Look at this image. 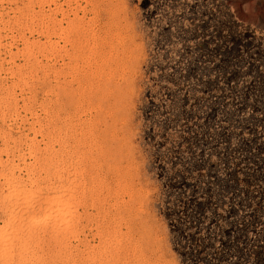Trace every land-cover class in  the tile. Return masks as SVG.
<instances>
[{"label": "rangeland", "instance_id": "rangeland-1", "mask_svg": "<svg viewBox=\"0 0 264 264\" xmlns=\"http://www.w3.org/2000/svg\"><path fill=\"white\" fill-rule=\"evenodd\" d=\"M53 20L81 26L89 43L126 34L117 195L101 172L80 189L65 181L87 167L77 122L96 110H69L71 133L52 134ZM54 188L75 199L50 203ZM35 213L49 214L38 230L23 218ZM0 229V264H264V0H0Z\"/></svg>", "mask_w": 264, "mask_h": 264}, {"label": "bare ground", "instance_id": "bare-ground-1", "mask_svg": "<svg viewBox=\"0 0 264 264\" xmlns=\"http://www.w3.org/2000/svg\"><path fill=\"white\" fill-rule=\"evenodd\" d=\"M63 11V10H62ZM71 12V11H70ZM76 13V12H75ZM77 14V13H76ZM62 15V14H61ZM74 15V14H73ZM78 16V15H77ZM58 17V16H57ZM56 17V18H57ZM65 17V16H64ZM74 17V16H73ZM68 19V17L66 18V20ZM69 19H72V18H70L69 17ZM79 19V18H78ZM57 20V19H56ZM73 20V19H72ZM75 20V19H74ZM74 20L72 21L73 22V24H74ZM80 20H81V18H80ZM54 21V20H53ZM64 20L62 19V21H61V19H60V22H63ZM78 21V20H77ZM84 21V20H83ZM60 22H58L57 21V23H60ZM79 22V21H78ZM85 22V21H84ZM53 23V24H52ZM51 24H52V28H51V33H50V40L49 41H51L50 42V45L51 44H54L53 43V39H55V38H58L59 39V41L60 42H62V44L61 45H59L60 46V48H59V52L58 51H56V48H54V47H56V46H54V45H52V48H54L52 51H56V53H54L55 55L56 54H60V64H59V66L56 68V66H55V64H54V66H52V73H53V82L52 81H50V82H52L51 84V86L53 87H51L52 89H54V87H56V88H59V90L58 91H60V93L59 92H57L56 93V91H54V93L55 94H57L58 95V97L56 96L54 99H55V101L53 102L52 101V103H53V106H52V108H51V111H53V113H54V116L56 115L55 113H58V114H60V119H58V120H60V124H57V121L56 122H54L53 121V123H52V126H53V135H58V134H55V133H59V134H61V133H64L65 131H63V130H66V131H68L67 129H69L68 127L66 128V129H64L63 127H65L66 125V123H70L71 124V121L69 120L72 116H73V114H75L76 112H79V114H77V116L78 115H80L81 114V112L79 111V110H88V111H91V109H94L95 108V110H96V116H95V118H93L94 117V115L92 114V117L90 116V117H87V118H85V116L83 115L84 113H85V111L84 112H82V115L84 116V118H81V116H78L77 118L79 119V117L82 119V120H80L79 119V122H77V125H79V132H78V130L76 131V132H78L79 134V136H77V134L74 132V134H73V136L75 135L76 137H77V141L76 140H74V146L75 145H77L78 146V149H79V151H81V153L80 152H77V153H74L75 154V157H76V155H78V153H80V155H78L76 158H80V157H84L83 159H84V161L85 160H88V162H87V164H86V166L87 167H85V166H83V168H81V166H80V168H81V172L79 171L80 169L78 168V170L77 169H74L71 173H72V176L71 175H66L67 177H70L71 176V178L69 179V180H65V181H67L66 183L68 184V186L71 184V186H72V184L74 185V184H76L77 183V185H75V186H78V183H82V182H84L85 181V178H88V176L92 179V178H94L95 180L98 178H95L94 177V175H96L97 176V173L98 172H101L102 174H100L101 176L103 175V179H104V181L105 182H103V183H106L107 184V186L108 187H106V188H108L109 189V191H110V189H112L111 187H110V182H115V180H117V181H121V180H118V179H120V177H121V174L122 175H127L128 173H125V174H123V173H121V171L123 170V168H122V170L120 171V166H122V165H119V161H122V159H123V155L125 154V148H124V144H125V142L123 141V139L125 140L126 139V137L124 138V136H122V135H125V134H122L123 132L120 130V128L118 127V124H120L121 122L119 121V123L117 122V111H118V109L120 108L119 107V103L122 105V103H121V96L122 95H120V94H122V92H121V90L118 88L119 86L117 85V80H118V77H119V75H120V73L123 71L122 70V68H123V65H124V59H127V58H125L126 57V55L125 54H127V56L128 55H130L131 56V54H129L128 53V51L126 52V50L128 49L126 46L128 45V43H127V45L125 46V42H123V37L126 35H124V33L123 34H121L120 33V31H114V32H110V33H107V31H106V33H104V34H101V35H98V34H96L98 37V42H96V40L95 41H93L92 43L94 44V45H92V43H89V39L90 38H88L87 37V33L85 32V31H83L82 30V28H81V26H80V28L78 27H76V26H74V25H72V23H71V21H70V23H69V21H66L65 23V25H63L62 23H60V24H58L57 25V23H56V25H54V23H55V21L54 22H52ZM77 23V22H76ZM116 23V22H115ZM77 25H78V23H77ZM80 25V24H79ZM82 25V24H81ZM83 25H85V24H83ZM82 25V26H83ZM87 25V24H86ZM110 25V24H109ZM49 26V27H50ZM99 26V25H98ZM106 27V26H105ZM87 28H89V27H87ZM98 28V27H97ZM96 28V29H97ZM101 28V27H100ZM113 28V27H112ZM120 28H122V27H120ZM84 29V28H83ZM95 29V30H96ZM85 30V29H84ZM99 30H101V29H98V31ZM103 30V29H102ZM102 30H101V32H102ZM108 30V29H107ZM109 30H110V28H109ZM128 30H129V28H128ZM127 30V31H128ZM89 31V30H88ZM92 31V30H91ZM104 31V30H103ZM104 31V32H105ZM113 31V30H112ZM90 32V31H89ZM94 32V31H93ZM97 32V31H96ZM100 32V31H99ZM86 33V34H85ZM89 34V33H88ZM124 35V36H123ZM133 35V34H132ZM131 35V36H132ZM95 35H93V36H90L91 37V39H92V37H94ZM130 36V37H131ZM95 38V37H94ZM132 38V37H131ZM90 39V40H91ZM57 40V39H56ZM93 40V39H92ZM129 42V41H128ZM58 43V42H57ZM89 44H91V47H89ZM134 44V43H133ZM55 45H56V43H55ZM136 45V44H135ZM138 45V44H137ZM54 46V47H53ZM58 46V47H59ZM129 47V46H128ZM138 47V46H137ZM130 48V47H129ZM140 49V48H139ZM58 50V49H57ZM130 50V52L132 51L131 50V48L129 49ZM50 52H51V50H49ZM58 52V53H57ZM126 52V53H125ZM132 53V52H131ZM52 54H53V52H52ZM125 55V56H124ZM58 57V56H57ZM134 57H136V56H134ZM55 58V57H54ZM57 59V60H58ZM130 58L128 57V60H129ZM128 60H127V62H128ZM57 62V61H56ZM126 62V63H127ZM125 63V64H126ZM52 64V63H51ZM50 64V65H51ZM57 65V64H56ZM126 67V66H125ZM137 68V67H136ZM122 70V71H121ZM130 71V70H129ZM132 71V70H131ZM136 72V71H135ZM138 72V71H137ZM51 73V74H52ZM127 74V73H126ZM125 74V75H126ZM129 76H130V73H129ZM137 76V75H136ZM135 77V76H134ZM134 79V78H133ZM133 79H131V80H133ZM50 80V79H49ZM94 82H93V81ZM122 82V81H121ZM132 82V81H131ZM50 85V84H49ZM126 85V84H125ZM129 85V84H128ZM58 86V87H57ZM50 87V86H49ZM121 87V86H120ZM55 88V89H56ZM122 88V87H121ZM131 88V87H130ZM51 89V90H52ZM127 89V88H126ZM50 90V89H49ZM57 90V89H56ZM129 90H132V89H129ZM91 91H93V94L95 93V95H93V97H88V96H86V94L88 95V93H89V95H90V93H91ZM95 91V92H94ZM50 92V91H49ZM53 93V94H54ZM52 94V95H53ZM54 94V95H55ZM51 95V94H50ZM123 97V96H122ZM125 97V96H124ZM58 98V99H57ZM95 98V99H94ZM93 99L94 100H96V101H94L93 102ZM121 99V100H120ZM94 103V104H93ZM51 104V103H50ZM120 105V106H121ZM95 106V107H94ZM123 107V106H122ZM121 107V108H122ZM120 108V109H121ZM71 109H73V110H78V111H76V112H73V114H69L68 113V111L69 110H71ZM119 109V110H120ZM50 111V110H49ZM71 112V111H70ZM119 113H122V110H121V112L120 111H118ZM67 113L69 114V116L71 115V117L70 118H66L67 117ZM89 113V112H88ZM87 113V114H88ZM94 113H95V111H94ZM118 113V117H119V119H121V117L119 116L120 114ZM50 114V113H49ZM86 114V115H87ZM75 116V115H74ZM122 116V115H121ZM57 116H55V118L54 119H56L57 120V118H56ZM73 118V117H72ZM51 119V118H50ZM54 119H52V120H54ZM74 119V118H73ZM76 119V118H75ZM77 119V120H78ZM67 120H69L68 122H66ZM76 120V121H77ZM123 120V119H122ZM124 121V120H123ZM127 121V120H126ZM69 123H68V125H69ZM73 123V122H72ZM118 123V124H117ZM73 124H75V123H73ZM122 124V123H121ZM50 125V124H49ZM67 125V126H68ZM76 124L75 125H73V126H77ZM124 125V124H123ZM122 125V126H123ZM51 127V126H50ZM78 127V126H77ZM76 127V128H77ZM120 127H121V125H120ZM52 128V127H51ZM71 128H72V126H71ZM70 128V129H71ZM125 128V127H124ZM73 129H74V127H73ZM122 129V128H121ZM123 130V129H122ZM51 131V130H50ZM71 131H73V130H71ZM52 132V131H51ZM68 132H70V131H68ZM131 132V131H130ZM66 133V136L65 137H67V132H65ZM71 133V132H70ZM48 134H49V132H48ZM53 135H51V137H53ZM62 135V134H61ZM64 136V135H63ZM70 136H72V134L70 135ZM73 136H72V138H73ZM62 137V136H61ZM64 137V138H65ZM56 138H58V137H56L55 136V139ZM131 137H129L128 139H130ZM55 139H54V137H53V140L55 141ZM67 139H69V137L68 138H65V140H67ZM74 139V138H73ZM72 139V140H73ZM52 140V139H51ZM50 140V141H51ZM58 140V139H57ZM63 141H64V139H62ZM69 141V140H68ZM75 141L77 142V144H75ZM126 141V140H125ZM55 142H58V141H55ZM55 142H54V144H55ZM60 142H62L61 140L59 141V143ZM69 142H71L70 143V145L71 144H73L72 142L73 141H69ZM68 142V143H69ZM123 142H124V144H123ZM128 142H129V140H128ZM52 143V142H51ZM50 143V144H51ZM58 143V144H59ZM64 143L65 142H63V145H64ZM61 145V144H60ZM65 145H66V143H65ZM50 146V145H49ZM71 146H73V145H71ZM77 146H75V147H77ZM54 147V146H53ZM65 147H67V145L66 146H62V148H65ZM75 147H73V148H75ZM56 148V147H55ZM61 148V147H60ZM72 147H70L69 148V146L66 148V149H71ZM50 149V148H49ZM78 149H76L77 151H78ZM56 149H54L53 151H55ZM60 150V149H59ZM58 150V151H59ZM64 150V149H63ZM63 150H61V151H63ZM73 150V149H72ZM76 150H73V151H76ZM129 150V149H128ZM52 151V150H51ZM61 151H60V153H61ZM69 152H70V150H68ZM49 152H50V150H49ZM57 152V151H56ZM64 153H67V150H66V152H65V150L63 151ZM131 152V151H130ZM127 153V152H126ZM53 154H55V152L53 153ZM58 154V157H59V153H57ZM57 154H56V156H57ZM73 153H72V158H73V155H74ZM129 153H127L126 155H128ZM51 155V154H50ZM64 156V155H63ZM67 156H68V154H67ZM67 156H64L65 158L67 157ZM70 156V155H69ZM68 156V157H69ZM85 156L87 157V159L85 158ZM51 157L52 156H49V158H50V160H51ZM60 157H62V153H61V155H60ZM75 157H74V160H75ZM71 158V157H70ZM71 158V159H72ZM81 158V159H82ZM125 158V157H124ZM53 159L56 161V159H55V157H54V155H53ZM63 159V158H62ZM67 160H69L68 158H66ZM82 159V160H83ZM121 159V160H120ZM125 159H127V158H125ZM65 160V159H64ZM64 160H60L61 162L62 161H64ZM79 160V159H78ZM77 160V161H78ZM132 160V159H131ZM54 161V162H55ZM59 161V162H60ZM133 161V160H132ZM53 162V164H51L50 165V167H52V166H54V168H55V166H57L56 168H59V166H62V164H61V162L59 163V162H57V163H59V164H61V165H59V164H57V165H55V163ZM66 162V161H65ZM64 162V163H65ZM73 162V161H72ZM75 162V161H74ZM86 162V161H85ZM51 163H52V161H51ZM75 163H78V162H75ZM80 163H81V161H80ZM125 163H126V161H125ZM134 163V162H133ZM74 164V163H73ZM82 164L84 165V163H83V161H82ZM81 164V165H82ZM121 164V163H120ZM123 164V163H122ZM64 165V164H63ZM72 165V164H71ZM80 164L78 163L77 164V166H79ZM117 165H119L118 167H117ZM128 165V164H127ZM131 164H129V166H130ZM134 165V164H133ZM74 166V165H73ZM72 166V167H73ZM124 166V165H123ZM128 166V167H129ZM75 167H76V165H75ZM62 168V167H61ZM70 168V167H69ZM117 168V169H116ZM118 168H120V169H118ZM131 168H133V167H131ZM73 169V168H72ZM130 169V168H129ZM58 170V169H57ZM59 170L61 171V170H63L64 171V169H60L59 168ZM124 170H126V169H124ZM55 171H56V169H55ZM54 171V172H55ZM62 171V172H63ZM52 172H53V170H52ZM126 172V171H125ZM129 172V171H128ZM57 173V172H56ZM56 173H55V175H56ZM59 173V172H58ZM64 173V172H63ZM70 173V174H71ZM52 174V173H51ZM50 174V175H51ZM68 174V173H67ZM60 175L61 176H63V174H61L60 173ZM59 174H58V178H60L61 176H60ZM98 175H99V173H98ZM125 175V176H126ZM130 175H133V174H130ZM52 176V175H51ZM65 176V175H64ZM63 176V177H64ZM125 176H124V178H125ZM53 177V176H52ZM63 177H61L60 179H62ZM66 177V178H67ZM127 177V176H126ZM130 177V176H129ZM128 177V178H129ZM56 178H57V175H56ZM90 178H88L89 180H90ZM102 178V177H101ZM132 178V177H131ZM130 178V179H131ZM64 179H65V177H64ZM87 179V180H88ZM92 180L93 181V183H94V181L95 180ZM99 179H100V177H99ZM103 179H100V180H103ZM58 181H59V179H57ZM63 180V179H62ZM99 180V181H100ZM122 180H123V177H122ZM128 180V179H127ZM134 180V179H133ZM133 180H132V183H133ZM56 181V180H55ZM57 181V182H58ZM68 181H69V183H68ZM92 181H90V182H92ZM125 181V180H124ZM53 182V181H52ZM101 181H100V186L102 185L101 183H102ZM113 182V183H114ZM87 183V182H86ZM92 183V184H93ZM99 183V182H98ZM117 183L118 182H115V184L117 185ZM123 183V182H122ZM126 183V182H125ZM97 184V183H96ZM105 184V185H106ZM121 184V183H120ZM52 185V184H51ZM81 185V184H80ZM79 185V186H80ZM104 185V186H105ZM119 185V184H118ZM129 185V184H128ZM130 185H132V184H130ZM134 185V184H133ZM54 186H56V185H54ZM79 186H78V188H79ZM83 186H84V184H83ZM90 186V185H89ZM92 186V185H91ZM111 186H114L113 184L111 185ZM126 186H127V183H126ZM50 187V186H49ZM80 187H82V186H80ZM86 187V186H85ZM97 187V186H96ZM102 187V186H101ZM101 187L99 188V190L101 189ZM117 187V186H116ZM51 188V187H50ZM67 187H64L63 189H66ZM72 188V187H71ZM86 188H88V187H86ZM93 188V187H92ZM114 188V187H113ZM128 189H129V187H127ZM57 189L58 188H54V190L53 189H51V190H53L52 192H51V194L50 195H48V196H46V199L48 200V201H52V202H55L56 201V199L59 197V195L60 196H66L67 194H66V192L65 193H63V194H61V193H59L58 191L60 190V188H59V190L57 191ZM68 189H70V188H68ZM80 189V188H79ZM98 189V188H97ZM115 189V188H114ZM114 189H112V190H114ZM119 189V188H118ZM121 189V188H120ZM67 190V189H66ZM71 190V189H70ZM72 190H74V189H72ZM90 190V189H89ZM88 190V191H89ZM96 190V189H95ZM107 190V189H106ZM116 191H117V189H115ZM114 190V191H115ZM67 191H69V190H67ZM80 191V190H79ZM79 191L77 192V194L79 193ZM86 191V190H85ZM91 191V190H90ZM103 191V190H102ZM116 191H115V194H116ZM120 191V190H119ZM122 191V190H121ZM124 191V190H123ZM126 191V190H125ZM131 191H133L132 189H131ZM76 192V191H75ZM82 192V191H81ZM93 192V191H92ZM99 192V191H98ZM111 192V191H110ZM67 193H69V192H67ZM73 193V192H72ZM83 194H84V192H82ZM91 193V192H90ZM97 193V192H96ZM111 193H113V192H111ZM121 193V192H120ZM124 193H126V192H123V194ZM132 193V192H131ZM66 194V195H65ZM81 194V193H80ZM92 194V193H91ZM91 194L89 195V197L91 196ZM114 194V193H113ZM114 194V195H115ZM122 194V195H123ZM128 194V193H127ZM130 194V193H129ZM136 194V193H135ZM117 195V194H116ZM63 196V197H64ZM72 196V197H71ZM70 196V193H69V195H67L65 198L66 199H68V201L69 200H71L72 198L73 199H75L74 197H73V195H71ZM83 196V195H82ZM88 196V195H87ZM86 196V197H87ZM110 196V195H109ZM120 196V195H119ZM93 197V196H92ZM95 197V196H94ZM98 197H101V196H98ZM130 197V196H129ZM88 198V197H87ZM91 198V197H90ZM102 198V197H101ZM104 198V197H103ZM102 198V199H103ZM108 198H110V197H108ZM115 198V197H114ZM122 198V197H121ZM125 198V197H124ZM128 198V197H127ZM133 198V197H132ZM131 198V199H132ZM78 199V198H77ZM85 199V198H84ZM89 199V198H88ZM97 199V198H96ZM130 199V198H129ZM58 200V199H57ZM63 200V199H62ZM65 200V199H64ZM91 200H93V199H91ZM99 200V199H98ZM125 200V199H124ZM134 200V199H133ZM136 200V199H135ZM50 201V203H52ZM88 201V200H87ZM94 201V200H93ZM126 201V200H125ZM60 202V201H59ZM64 202V201H63ZM66 203H67V200L65 201ZM86 202V201H85ZM89 202V201H88ZM96 202V201H95ZM94 202V203H95ZM106 202V201H105ZM118 202H119V198H118ZM123 202V201H122ZM128 202V201H127ZM132 202H134V201H132ZM102 203V202H101ZM100 203V204H101ZM107 203V202H106ZM113 203V202H112ZM135 203V202H134ZM56 204V203H55ZM54 204V205H55ZM70 204V206H72V203H69ZM69 204H67V209H68V211L70 212V210L71 209H69V207L70 206H68ZM76 204V203H75ZM93 204V203H92ZM97 204H98V202H97ZM96 204V205H97ZM114 204V203H113ZM74 205V204H73ZM87 205V204H86ZM131 205V204H130ZM135 205V204H134ZM49 206H51V205H49ZM80 206V205H79ZM98 206V205H97ZM102 206V205H101ZM110 206H111V204H110ZM123 206H125V205H123ZM133 206V205H132ZM45 207V206H44ZM46 207H48V206H46ZM45 207V208H46ZM57 207V206H56ZM62 207V206H61ZM65 207V206H64ZM89 207H90V205H89ZM93 207V206H92ZM44 208V210L45 211H47L46 209ZM73 209L72 210H76V209H74V207H72ZM108 208H109V206H108ZM112 208H114L113 206H112ZM125 208V207H124ZM123 208V210H125L126 211V209H124ZM83 209H85V208H83ZM48 210H50V212H51V207H48ZM66 210V209H65ZM86 210V209H85ZM103 210V209H102ZM101 210V211H102ZM115 210V209H114ZM128 210H130V209H128ZM96 211V210H95ZM106 211V210H105ZM104 211V212H105ZM56 212V211H55ZM54 212V213H55ZM65 212V211H64ZM68 212V214H70L69 216H71L72 214L71 213H69ZM72 212V211H71ZM74 212V211H73ZM72 212V213H73ZM85 212V211H84ZM87 212H88V208H87ZM86 212V213H87ZM90 212V211H89ZM113 212V211H112ZM38 213V212H37ZM41 213V212H40ZM39 213V215L38 214H36L37 216H35V217H31L30 218V216H29V219H31L30 221L28 220V217H23L24 219H26V221H28L29 222V228L31 227V228H33V229H37L38 230V228H40V226H42L44 223H46L45 222V220H46V217L49 215H47V213L45 214V213H42V214H40ZM76 213H78V212H76ZM100 213H102V212H100ZM119 213V212H118ZM121 213V212H120ZM124 213V212H123ZM129 213V212H128ZM26 214V213H25ZM65 214H67V213H65ZM74 214V213H73ZM90 214H92V212L90 213ZM117 214V213H116ZM102 215V214H101ZM110 215V214H109ZM113 215H115L114 213H113ZM120 215H122V214H120ZM132 215V214H131ZM28 216V215H27ZM31 216H33V215H31ZM73 216V215H72ZM88 216V215H87ZM95 216V215H94ZM97 216V215H96ZM107 216V215H106ZM53 217V216H52ZM90 217V216H89ZM110 217V216H109ZM125 217V216H124ZM132 217V216H131ZM84 218V217H83ZM82 218V219H83ZM98 218V217H97ZM101 218V217H100ZM102 218H104V216L102 217ZM23 219V220H24ZM71 219V218H70ZM74 219V218H73ZM93 218H91V220H92ZM96 219V218H95ZM105 219V218H104ZM120 219V218H119ZM121 219H122V217H121ZM120 219V220H121ZM66 220H67V218H66ZM75 220V219H74ZM74 220H72V221H74ZM77 221H78V217H77V219H76ZM109 220V219H108ZM21 221V220H20ZM25 221V220H24ZM72 221H70V222H72ZM103 221V220H102ZM111 221V220H110ZM66 223H67V221H65ZM83 222V221H82ZM118 222V221H117ZM25 222H23V224H24ZM27 223V222H26ZM25 223V224H26ZM99 223V222H98ZM98 223H97V226H98ZM68 224V223H67ZM72 224V223H71ZM103 224V223H102ZM117 224V223H116ZM124 224V223H123ZM105 225V224H104ZM103 225V226H104ZM107 225V224H106ZM122 225V224H121ZM128 225V224H127ZM131 225V224H130ZM129 225V226H130ZM133 225V224H132ZM72 226V225H71ZM84 226V225H83ZM109 226V225H108ZM107 226V227H108ZM118 226V225H117ZM128 226V227H129ZM138 226V225H137ZM73 227H74V223H73ZM123 227V226H122ZM139 227V226H138ZM93 228V227H92ZM98 228V227H97ZM96 228V229H97ZM103 228H105V227H103ZM121 228V227H120ZM32 229V230H33ZM114 229V228H113ZM36 230V231H37ZM40 230H42V228L40 229ZM91 230V229H90ZM102 230H104V229H102ZM110 230V229H109ZM99 231V230H98ZM117 231V230H116ZM35 233V232H34ZM39 233H40V231H39ZM95 233V232H94ZM98 233V232H97ZM104 233V232H103ZM106 234L107 233H109L108 231L107 232H105ZM106 234H104V235H106ZM110 234V233H109ZM108 234V235H109ZM93 235V234H92ZM95 235V234H94ZM4 238H5V232H3L1 229H0V244L1 245H3L2 244V242L4 241ZM95 238V237H94ZM107 238V237H106ZM108 239V238H107ZM100 240V239H99ZM102 240V239H101ZM95 241V240H94ZM89 243V242H88ZM91 243V242H90ZM113 243H114V241H113ZM112 243V244H113ZM117 243V242H116ZM94 244V243H93ZM92 244V245H93ZM99 244V243H98ZM112 244L110 245L111 247H112ZM0 245V246H1ZM97 245V244H96ZM103 245V244H102ZM4 246V245H3ZM2 246V247H3ZM92 247V246H91ZM94 247V246H93ZM92 247V248H93ZM102 247V246H101ZM100 247V248H101ZM108 247V246H107ZM1 250H3V249H1ZM96 250V249H95ZM99 250V249H98ZM120 250V249H119ZM134 250H135V248H134ZM133 250V251H134ZM111 251H116V249L114 250H111ZM121 251H123V250H121ZM135 252H136V250H135ZM89 253V252H88ZM95 253H96V251H95ZM120 253V252H119ZM124 253V252H123ZM111 254V253H110ZM127 254V253H126ZM88 255V254H87ZM87 255H85V256H87ZM92 255V254H91ZM124 255V254H123ZM136 255V254H135ZM89 256V255H88ZM93 256V255H92ZM99 256V255H98ZM102 256V255H101ZM115 256V255H114ZM113 256V257H114ZM84 257V256H83ZM116 257H119V256H116ZM116 257H115V259H116ZM88 258V257H87ZM0 259H1V261H2V258L0 257ZM92 259V258H91ZM115 259H114V261H115ZM89 260H90V258H89ZM88 260V261H89ZM111 260H113V259H111ZM5 261V260H4ZM3 261V262H4ZM91 261V260H90ZM90 261H89V263H90ZM92 261H93V259H92ZM91 261V262H92ZM95 261V260H94ZM119 261V260H118ZM124 261V260H123ZM127 262V261H126ZM8 263H9V261H8ZM107 264L108 263H110L109 262V260H107V262H106ZM128 263V262H127ZM4 264V263H3ZM5 264H6V262H5ZM111 264V263H110ZM114 264V263H113ZM120 264V263H119ZM121 264H123L122 262H121ZM131 264V263H130Z\"/></svg>", "mask_w": 264, "mask_h": 264}]
</instances>
